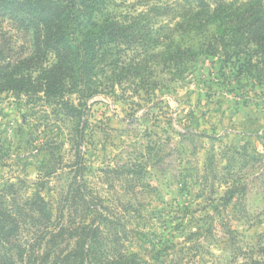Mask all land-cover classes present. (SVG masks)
<instances>
[{
    "label": "rangeland",
    "instance_id": "obj_1",
    "mask_svg": "<svg viewBox=\"0 0 264 264\" xmlns=\"http://www.w3.org/2000/svg\"><path fill=\"white\" fill-rule=\"evenodd\" d=\"M194 6L109 5L123 23L139 16L163 44L123 48L122 59H145L148 70L121 85L111 70L97 71L106 86L89 101L79 90L0 92V207L17 215L18 241L32 248L14 264L264 261V83L198 50L215 27H192ZM172 43L198 58L168 68L160 57ZM0 46L14 61L34 51L8 19H0Z\"/></svg>",
    "mask_w": 264,
    "mask_h": 264
},
{
    "label": "trees",
    "instance_id": "obj_2",
    "mask_svg": "<svg viewBox=\"0 0 264 264\" xmlns=\"http://www.w3.org/2000/svg\"><path fill=\"white\" fill-rule=\"evenodd\" d=\"M193 1L195 6L190 12L195 15L194 24L188 27L203 31L215 27L213 35L200 43L198 50L211 56L222 55L227 64L235 65L239 74L254 75L260 84L264 83V0H245L237 7L227 4L226 0ZM113 2L115 0H0V19H8L28 34L34 48L31 56L14 61L8 50L0 46V92L45 91L49 95H63L79 90L81 98L89 101L106 86L94 77L97 71L105 74V68L111 70L110 77L113 81L119 80V85L124 76H140L147 71L145 59H122L124 49L145 48L148 40L151 47L156 48L163 41L152 38L147 32L149 24L143 25L139 16L128 17L130 23H123L121 17L111 14L108 7ZM162 10V6L154 9ZM50 56L54 62L44 67ZM198 56L195 48L172 43L165 47L160 58L168 68L177 69L194 62ZM145 83L141 78L137 87ZM88 107L85 103L81 109L72 111L80 114ZM37 198L32 205L37 204ZM37 212L45 216L43 209ZM95 230L92 229L89 236ZM19 232L17 215L0 207V264H14L31 256L32 248L28 251L20 245ZM234 256L236 260V253ZM121 259V264H141L127 256ZM109 260L106 257L107 263ZM244 264H264V261L250 259Z\"/></svg>",
    "mask_w": 264,
    "mask_h": 264
}]
</instances>
